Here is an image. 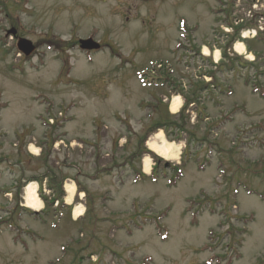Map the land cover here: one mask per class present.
I'll return each mask as SVG.
<instances>
[{"label":"rangeland","instance_id":"1","mask_svg":"<svg viewBox=\"0 0 264 264\" xmlns=\"http://www.w3.org/2000/svg\"><path fill=\"white\" fill-rule=\"evenodd\" d=\"M258 27L255 40H242ZM10 29L39 50L19 57L4 38ZM89 37L102 52L78 49V40ZM242 41L252 61L232 49ZM201 46L220 51L217 69L213 56L202 61ZM170 59L174 82L200 80L197 89L200 75L214 78L216 89L206 94L222 99L220 108L227 104L235 118L228 140L219 142L232 118L211 104L197 107L194 121L187 117L192 109L180 113L187 94L206 99L194 87L180 93L174 115L162 101L171 91L141 82L158 63L161 72L168 69ZM152 121L177 130L169 139L163 131L154 135L158 146H173L165 160L177 165L184 147L191 154L174 188L161 179L132 183L146 162L132 156L138 136ZM55 138L54 147L42 146ZM17 139L23 143L14 148ZM30 143L42 149L38 158L28 156ZM195 160L213 165L199 173ZM172 171L164 173L168 180ZM35 179L47 181V192L64 187L63 219L49 212L46 225L28 219L6 225L3 208L19 212L22 183L44 188ZM15 184L20 190L11 191ZM257 194H264V0H0V264H264V201ZM83 213H92L93 224L73 223ZM104 217L112 218L96 221Z\"/></svg>","mask_w":264,"mask_h":264},{"label":"bare ground","instance_id":"2","mask_svg":"<svg viewBox=\"0 0 264 264\" xmlns=\"http://www.w3.org/2000/svg\"><path fill=\"white\" fill-rule=\"evenodd\" d=\"M235 51L236 53H238L239 55H243L244 52H245V49H244V46L241 44V43H237L235 45ZM203 55L204 56H208V49L207 48H203ZM246 57L248 60L252 61L253 59V56L252 55H249V54H246ZM219 58V53L218 52H215L214 54V60L217 61ZM178 98H175L174 99V102L173 104L171 105V112L172 113H176L177 110H178ZM158 136H156L155 138H153L150 142H148V146L149 148L156 152L157 154H159L161 157H164V158H167L168 157V152H171L172 151V148L173 146L171 145H167L165 142H163L164 144H162L161 146H158L157 145V138ZM33 152H36V149H32ZM145 171L146 172H149V163L147 162L146 165H145ZM26 200H27V206L36 210L38 209L39 205H38V199L36 197V194H35V190L33 189V186H29L27 188V196H26ZM80 211V210H79Z\"/></svg>","mask_w":264,"mask_h":264},{"label":"water","instance_id":"3","mask_svg":"<svg viewBox=\"0 0 264 264\" xmlns=\"http://www.w3.org/2000/svg\"><path fill=\"white\" fill-rule=\"evenodd\" d=\"M12 34L15 35V31L8 32V35ZM18 50L24 54L26 57H28L33 51L34 48L32 47V44L24 39H20L17 44ZM80 48L82 50L91 51V50H97L99 49V45L92 42V40H86L80 42Z\"/></svg>","mask_w":264,"mask_h":264},{"label":"trees","instance_id":"4","mask_svg":"<svg viewBox=\"0 0 264 264\" xmlns=\"http://www.w3.org/2000/svg\"><path fill=\"white\" fill-rule=\"evenodd\" d=\"M147 134H149V133H147ZM146 136H147V135H146ZM145 138H146V137H145ZM152 158H153V160H154V161L156 162V164H157L158 161H157L156 157L153 156Z\"/></svg>","mask_w":264,"mask_h":264}]
</instances>
